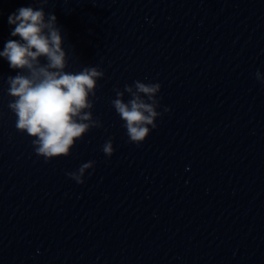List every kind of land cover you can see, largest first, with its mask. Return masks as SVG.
<instances>
[{"label": "water", "instance_id": "1", "mask_svg": "<svg viewBox=\"0 0 264 264\" xmlns=\"http://www.w3.org/2000/svg\"><path fill=\"white\" fill-rule=\"evenodd\" d=\"M27 6L41 7L0 0V51L19 39L9 15ZM44 11L62 28L65 71H104L90 96L103 127L45 162L15 127L7 77L19 70L0 57V264H264V0H49ZM136 80L161 85L163 113L139 146L111 105ZM88 161L83 184L66 175Z\"/></svg>", "mask_w": 264, "mask_h": 264}, {"label": "clouds", "instance_id": "2", "mask_svg": "<svg viewBox=\"0 0 264 264\" xmlns=\"http://www.w3.org/2000/svg\"><path fill=\"white\" fill-rule=\"evenodd\" d=\"M41 7H20L8 17L14 25L11 37L0 51V57L9 62L11 69L19 70L15 76L7 77L8 95L12 98L8 107L16 116L15 127L21 133L33 137L35 154L45 162L61 156L67 157L78 140L93 128L103 127L99 119L93 118L97 81L104 78V71L97 67H85L72 73L63 48L62 28L53 13L46 15L44 6L49 0H35ZM43 61V62H42ZM255 77L264 83L259 70ZM159 83L136 80L125 84L123 91L114 88L112 107L124 121L123 127L130 143L142 144L163 113L158 94ZM125 93L130 97L124 101ZM170 111L165 108L164 112ZM102 151L111 157L115 151L112 139L103 145ZM95 161L83 163L76 171L66 175L77 184L85 182L89 169Z\"/></svg>", "mask_w": 264, "mask_h": 264}]
</instances>
